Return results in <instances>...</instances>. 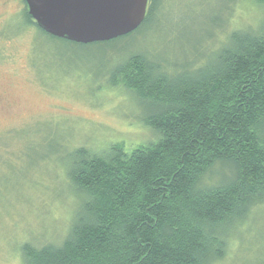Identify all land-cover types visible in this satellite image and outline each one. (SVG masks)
Returning a JSON list of instances; mask_svg holds the SVG:
<instances>
[{"label":"trees","instance_id":"obj_1","mask_svg":"<svg viewBox=\"0 0 264 264\" xmlns=\"http://www.w3.org/2000/svg\"><path fill=\"white\" fill-rule=\"evenodd\" d=\"M23 4L8 35L33 27L59 40ZM160 6L149 0L134 33L92 44L126 42L107 81L143 107L141 122L154 139L103 151L78 147L68 180L81 206L61 243H24L22 264H213L223 246L211 231L264 201V21L257 30L231 31L213 62L178 66L129 52L127 42Z\"/></svg>","mask_w":264,"mask_h":264},{"label":"rangeland","instance_id":"obj_2","mask_svg":"<svg viewBox=\"0 0 264 264\" xmlns=\"http://www.w3.org/2000/svg\"><path fill=\"white\" fill-rule=\"evenodd\" d=\"M159 3L150 26L127 42L129 52L178 66L213 62L231 31L257 30L264 21V5L251 0ZM0 4V264H22L24 243H61L81 206L68 180L78 147L103 151L155 135L142 124L145 110L135 98L107 81L126 42L78 45L33 27L10 37L24 4ZM214 171L216 180L220 168ZM211 238L223 246L213 264H264V201L211 231Z\"/></svg>","mask_w":264,"mask_h":264},{"label":"water","instance_id":"obj_3","mask_svg":"<svg viewBox=\"0 0 264 264\" xmlns=\"http://www.w3.org/2000/svg\"><path fill=\"white\" fill-rule=\"evenodd\" d=\"M46 34L78 45L106 43L137 31L149 0H24Z\"/></svg>","mask_w":264,"mask_h":264},{"label":"flooded vegetation","instance_id":"obj_4","mask_svg":"<svg viewBox=\"0 0 264 264\" xmlns=\"http://www.w3.org/2000/svg\"><path fill=\"white\" fill-rule=\"evenodd\" d=\"M20 1H22V2H23L24 0H20ZM0 7H1V4H0ZM24 7H25V6H24Z\"/></svg>","mask_w":264,"mask_h":264}]
</instances>
